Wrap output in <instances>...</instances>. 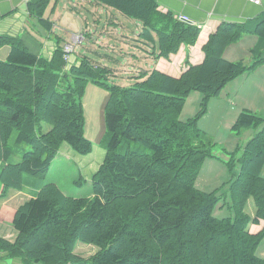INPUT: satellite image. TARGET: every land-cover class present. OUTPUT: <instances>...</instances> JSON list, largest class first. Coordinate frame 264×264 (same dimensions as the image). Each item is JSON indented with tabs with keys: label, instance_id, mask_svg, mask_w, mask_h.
<instances>
[{
	"label": "trees",
	"instance_id": "1",
	"mask_svg": "<svg viewBox=\"0 0 264 264\" xmlns=\"http://www.w3.org/2000/svg\"><path fill=\"white\" fill-rule=\"evenodd\" d=\"M59 1L29 0L28 14L50 31L45 15ZM92 1L140 22L141 41L158 48L157 58L194 44L200 33L197 25L160 11L157 0ZM245 33L258 37L253 63L225 59V48ZM56 43L47 59L30 52L20 37L0 35V49L8 47L0 58L2 195L21 190L25 174L44 178L63 143L80 154L92 149L83 132L81 97L87 81L106 83L113 73L86 56L68 67L60 37ZM202 50L203 61L179 77L153 69L133 76L129 86L109 85L105 155L91 176L93 195L72 197L45 183L15 211L16 237L0 236V251L26 264H264L255 253L264 225L256 233L248 228L264 222V117L246 109L237 116L234 132L255 129L239 156L236 150L215 154L197 125L207 102L229 81L264 63V16L253 29L221 23ZM192 91L202 93L201 109L180 120ZM19 144L29 149L16 158ZM206 158H220L232 173L223 197L232 211L228 217L213 213L222 195L195 187ZM249 198L254 216L245 211ZM78 244L96 250L84 256L76 251Z\"/></svg>",
	"mask_w": 264,
	"mask_h": 264
},
{
	"label": "rangeland",
	"instance_id": "2",
	"mask_svg": "<svg viewBox=\"0 0 264 264\" xmlns=\"http://www.w3.org/2000/svg\"><path fill=\"white\" fill-rule=\"evenodd\" d=\"M77 2L80 3V0H77ZM75 10L78 11L79 9L76 8ZM54 13L50 15V19L52 21L56 20L58 23L54 26L56 28L54 34L60 36L62 46L66 44L73 46L74 51L71 52V56H75V59L79 56H86L92 62L109 68L113 75L110 76L106 83L87 81L81 97L84 115L83 132L84 136L92 142L91 151L88 154H80L74 151L67 143H63L47 175L43 178L38 175L25 174L23 177V187L25 190H32L36 187L41 188L45 183L53 182L58 184L65 194L69 196L90 197L93 195L91 176L99 168L105 155L101 140L106 132L105 105L109 96L108 86H129L135 81L133 77L135 73L131 71L130 67V62L134 59L132 53L135 50L134 45H132L135 40L132 39L131 31L135 26L133 20L128 17L127 22L123 20L126 26L123 32L108 34L103 39H100L102 35L99 32L97 34L94 33L91 37L80 33L81 23H78L73 28H63L61 13L65 16V12L61 0L57 3ZM83 18L90 23L94 22L90 16H88V19ZM104 25L101 23L97 27L102 29ZM54 34L52 37H55ZM75 35L77 39L73 38ZM232 44V47H236L238 50L237 56L239 57L236 58H242L246 65L253 63V59H250L239 48L241 41ZM6 47L1 48L0 57H3L4 50L6 51L8 48ZM260 68H264L263 62L256 64L251 71L229 81L218 96L212 97L207 102L205 111L199 117L197 125L212 141L213 145L211 149L215 154L223 156L222 154H225V152L236 150L238 151V156L240 155L241 148L246 143L249 133L247 131L244 132L245 129L241 130L240 133L234 132L232 127L241 111L246 109L264 117V78L263 74H260V71H262L259 70ZM202 98L201 92L192 91L185 100L184 107L179 116L180 120L185 121L187 118L195 116L201 109ZM248 130L255 132V129L248 128ZM16 136L17 132L14 131L9 138L11 144L15 142ZM17 146L18 155L16 158H19L24 151L29 149V146L26 144H19ZM237 170L238 166L236 165L234 171L237 172ZM262 174L264 175V167ZM231 178V171L220 158H206L202 162L195 181V187L203 192H216L222 195V198L213 210L217 218L228 217L232 213L227 205H223V197H225V192L229 188ZM255 209L253 199L249 198L245 206L246 213L254 216ZM263 225L264 223L257 232L263 228ZM255 229L257 228L255 227ZM93 247L95 248V246ZM76 251L84 256H88L91 254L92 249L77 245ZM255 253L259 257L264 258V235Z\"/></svg>",
	"mask_w": 264,
	"mask_h": 264
},
{
	"label": "crops",
	"instance_id": "3",
	"mask_svg": "<svg viewBox=\"0 0 264 264\" xmlns=\"http://www.w3.org/2000/svg\"><path fill=\"white\" fill-rule=\"evenodd\" d=\"M28 1L29 0H0V35L3 34L20 37L30 52L49 59L57 47L56 39L60 37L58 34H54V30L56 29L54 26L58 23L56 20L52 21L50 19V21H52V29L46 31L36 18L30 17L28 14ZM61 1L63 2L65 12V16L61 13L63 19L61 23L65 29L76 27L78 23H81L80 33L91 37L94 33L97 34L99 32L102 35L100 39H103V37L108 34H119V32H123L126 27L123 20L127 22L128 17L122 15L111 7L92 0H80V3L77 2V0ZM157 2L160 11H170L178 18L184 17L187 21L197 25L200 28V33L194 44L181 45L178 51L170 54L168 58H157L155 55L158 53V48L152 44L141 41L142 39L139 36L142 31L141 24L130 18L133 20L135 26L131 31V36H133L132 39L135 40L134 44H132L135 48L132 53L134 59L130 62L131 71H134L135 73L134 76L141 71H151L156 69L171 76L179 77L190 64H199L203 61L204 52L202 46L208 40L209 35L215 32L221 23H240L247 26L249 29H253L255 24L264 16V0H261L259 4H255L250 0H157ZM76 8L79 10L76 11ZM53 13L54 11L50 13V10H48L45 16L50 18V15ZM88 16L93 18V23L84 20L83 17L88 19ZM101 23L105 25L102 29H99L97 26ZM53 34L55 37H52ZM238 41H241L239 48H241L250 59L252 58L254 60L253 48L258 42V37L252 33H245ZM232 46L233 44L231 43L225 48L223 57L229 61H244L242 58H236L239 57L237 56L238 50L236 47ZM7 52L8 48L6 51L4 50L3 57L0 58H4ZM71 64H78L75 56H70L67 66L69 67ZM259 70H262L260 71V74H263L264 78V68H260ZM246 131L249 133L247 137V140H249L254 132L245 129L244 132ZM54 184L65 194L58 184ZM38 189L40 188L36 187L32 190H25L24 187H22L21 190L9 189L5 195H2L3 185L1 184V237L10 241L15 239L17 232L11 224L14 213L23 203L34 197ZM263 223V221H260L259 224H250L248 227L249 231L256 233ZM255 227L257 229H255ZM78 246L91 248V253L96 250L92 245L78 244ZM0 264L26 263L17 258H10L5 252L0 251Z\"/></svg>",
	"mask_w": 264,
	"mask_h": 264
},
{
	"label": "built area",
	"instance_id": "4",
	"mask_svg": "<svg viewBox=\"0 0 264 264\" xmlns=\"http://www.w3.org/2000/svg\"><path fill=\"white\" fill-rule=\"evenodd\" d=\"M252 1L253 3L255 4H259L261 2V0H250ZM74 39H77L76 35L73 36ZM64 51L66 52V59H70V55H71V52L74 51V48L71 44H66L64 46ZM264 58V57H263Z\"/></svg>",
	"mask_w": 264,
	"mask_h": 264
},
{
	"label": "water",
	"instance_id": "5",
	"mask_svg": "<svg viewBox=\"0 0 264 264\" xmlns=\"http://www.w3.org/2000/svg\"><path fill=\"white\" fill-rule=\"evenodd\" d=\"M182 20H184L187 23H191L190 21H187L186 19H184V17H181ZM192 24V23H191Z\"/></svg>",
	"mask_w": 264,
	"mask_h": 264
}]
</instances>
